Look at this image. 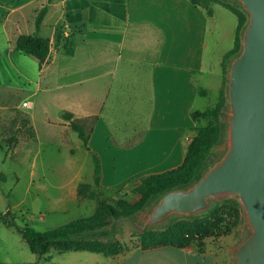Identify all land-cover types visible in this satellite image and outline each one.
Listing matches in <instances>:
<instances>
[{
  "label": "crops",
  "instance_id": "obj_1",
  "mask_svg": "<svg viewBox=\"0 0 264 264\" xmlns=\"http://www.w3.org/2000/svg\"><path fill=\"white\" fill-rule=\"evenodd\" d=\"M45 5L39 34L50 38L51 51L39 69V88L60 112L59 120L47 119L60 128L55 137L63 141L76 132L64 117L73 114L89 134L90 150L77 132L78 141L66 149L74 154V145L84 146L92 158V152L100 156L105 189L136 185L143 176L180 166L196 134L188 132L195 128L188 124L195 103L210 92L205 76L211 72L205 68L207 37L214 35L210 21L215 7H225L213 4L209 14L191 0H0V59H11L20 34L35 32L29 22L35 23ZM34 130L30 140L37 142ZM27 141L16 147L29 148ZM78 162L72 163L76 175L63 201L83 202L78 186L84 167ZM66 254L79 264H192L208 256L195 245L143 249L140 243L111 257Z\"/></svg>",
  "mask_w": 264,
  "mask_h": 264
},
{
  "label": "rangeland",
  "instance_id": "obj_2",
  "mask_svg": "<svg viewBox=\"0 0 264 264\" xmlns=\"http://www.w3.org/2000/svg\"><path fill=\"white\" fill-rule=\"evenodd\" d=\"M212 21L214 35L209 33L205 50V68L211 71L205 76L209 78L211 87L207 96L198 98L195 103L197 110L214 106L221 88L226 90L228 82L229 67L223 69L222 56L234 46L237 18L231 11L217 6L215 18L210 21L213 25ZM34 24L32 20L28 26ZM7 57L0 59V172L7 175L5 181H0V264H28L36 261L40 264H79L78 260H70L67 252L59 253L54 246L50 247L46 259L39 260L27 240L15 227L7 226L3 218H15L21 226L30 225L44 232L92 216L101 199L117 204L123 198L135 201L140 195L132 191L135 186V181H132L129 187L121 189L99 191L94 188L95 195L84 198L81 203L71 199L63 201L68 190L65 187L76 175L75 169L71 168L72 163L79 159L78 165L84 167L81 174L83 182L94 184V160L84 146L80 149L74 145V154L66 149L78 141L76 132L71 131L63 141L55 137L60 128L48 124L47 119L59 120L60 112L49 100V94L43 86L39 88V60L17 48L11 59ZM25 101H29V106H24ZM208 122L205 118L197 121L189 118L188 124L195 123L196 127L207 125ZM35 126L39 134L37 142L30 140L35 136ZM188 132L194 133L196 129H189ZM20 140H30L26 142L29 148L25 144L16 147ZM223 147L221 142L211 150L206 159L207 164L222 153ZM243 222L244 218L230 234L208 237L198 244H191L199 252L202 248L203 253L208 254L207 258L193 261L192 264H233V248L244 236ZM107 229L128 246L140 243L138 232L119 219H111Z\"/></svg>",
  "mask_w": 264,
  "mask_h": 264
},
{
  "label": "trees",
  "instance_id": "obj_3",
  "mask_svg": "<svg viewBox=\"0 0 264 264\" xmlns=\"http://www.w3.org/2000/svg\"><path fill=\"white\" fill-rule=\"evenodd\" d=\"M230 1L191 0L193 4L206 9L209 14L213 4H220L230 10L238 20L234 46L223 57V69L229 67V60L241 51L242 31L248 19L246 11L238 3H231ZM47 9L48 7L45 5L39 10L35 19V32L20 34L16 39L17 49L37 58L40 67L47 60L51 51L50 38L39 34ZM225 73H227L226 70ZM226 106V90L221 88L220 96L214 106L206 110L192 111L191 117L194 121L205 118L209 121L208 124L195 127L196 134L188 145L184 161L180 166L162 173L143 176L136 180V185L132 191L140 195L137 200L131 201L128 198H123L114 204L106 199H101L92 216L44 232L38 231L30 225L21 226L15 218L12 220L3 218V222L7 226L15 227L27 240L33 252L39 256V260L46 259L51 246H54L59 253L90 251L103 253L109 257L128 250L129 246L118 239L114 232L107 229L111 224V219H120L123 216L136 217L157 196L170 189L187 186L199 178L204 168L209 165L206 162L207 156L223 140L225 131L223 114ZM64 117L70 121V126L90 150L89 134L85 127L73 120L71 113H64ZM92 155L95 165L94 184L84 182L79 184L78 194L83 198L93 197L95 195L94 188L99 191L113 190L105 189L102 186L103 167L101 158L95 152H92ZM6 178L7 175L0 172V181H5ZM242 221L243 211L240 203L236 199H225L216 202L203 215L175 217L163 228L150 227L137 234L140 236V245L143 249L160 246L184 247L198 244L208 237H221L230 234ZM200 251L203 253L204 249L201 248ZM28 264L40 263L36 261Z\"/></svg>",
  "mask_w": 264,
  "mask_h": 264
},
{
  "label": "water",
  "instance_id": "obj_4",
  "mask_svg": "<svg viewBox=\"0 0 264 264\" xmlns=\"http://www.w3.org/2000/svg\"><path fill=\"white\" fill-rule=\"evenodd\" d=\"M231 1L248 19L241 51L229 60L222 153L189 185L157 196L138 218L119 220L141 233L236 199L243 211L244 236L233 248V264H264V0Z\"/></svg>",
  "mask_w": 264,
  "mask_h": 264
},
{
  "label": "built area",
  "instance_id": "obj_5",
  "mask_svg": "<svg viewBox=\"0 0 264 264\" xmlns=\"http://www.w3.org/2000/svg\"><path fill=\"white\" fill-rule=\"evenodd\" d=\"M24 106H29V101H25Z\"/></svg>",
  "mask_w": 264,
  "mask_h": 264
}]
</instances>
